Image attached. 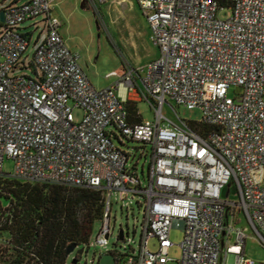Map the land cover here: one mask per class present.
<instances>
[{
    "label": "built area",
    "instance_id": "2783aa9c",
    "mask_svg": "<svg viewBox=\"0 0 264 264\" xmlns=\"http://www.w3.org/2000/svg\"><path fill=\"white\" fill-rule=\"evenodd\" d=\"M20 1L0 9V174L102 191L99 246L109 244L112 194L139 196L138 252H117L116 264H168L174 228L184 232L177 264H222L230 256L255 264L238 214L264 246V0H139L159 56L115 72L117 84L102 89L67 46L52 13L56 0ZM226 7L232 16L219 18ZM37 17L42 30L27 60L31 38L22 25ZM232 86L240 88L235 96ZM132 96L150 102L154 120H134L126 105ZM168 99L201 109L209 130L166 117ZM130 142L141 144L137 161L123 147ZM148 156V171L143 164L140 172ZM6 159L14 162L10 173Z\"/></svg>",
    "mask_w": 264,
    "mask_h": 264
},
{
    "label": "rangeland",
    "instance_id": "374dc122",
    "mask_svg": "<svg viewBox=\"0 0 264 264\" xmlns=\"http://www.w3.org/2000/svg\"><path fill=\"white\" fill-rule=\"evenodd\" d=\"M13 0H0V9L10 4ZM25 0H21L23 2ZM77 1L75 6L70 7V11H73L71 20L65 22L64 26H67L73 33L76 34L75 43L76 48L74 51L78 54V61L82 68L88 75L91 83L98 89L105 88L115 82L119 76L115 72L126 69L131 66L134 68H143L145 66L140 64V61H146L148 58L145 50L140 53L132 48L126 50H120L115 40H113L112 34L99 25L95 5L91 7H83V0ZM72 1V2H73ZM100 2L99 0H97ZM231 8L220 9L218 16L221 19H228L232 16ZM41 18H33L26 21L22 27L25 32L28 33L31 38L30 46L27 49L25 55H28L27 60L32 59V55L37 45V38L41 33L42 27L36 28L34 23ZM31 32V34H30ZM112 32V31H111ZM33 33V35H32ZM114 33V32H113ZM148 52H155L158 49L157 44L153 41L149 42L147 47ZM117 70V71H116ZM21 70H18L20 72ZM23 72L33 74L31 68H26ZM141 75L144 72H140ZM138 81L142 85V80L138 76ZM240 88L232 86L229 89V95L235 96L236 92H239ZM138 110L144 120H154L155 112L148 100H142L138 102ZM163 112L172 121L180 122V118L190 121L192 124L201 122L203 118L202 110L199 108H189L185 105H178L173 100L168 99L163 107ZM74 118L79 121L82 117V111L77 108L74 110ZM116 144L120 145V142L116 139ZM129 146V147H128ZM141 144L137 142H130L124 145L125 149H129L133 154L136 153L137 158L140 157ZM150 152L151 148H146ZM150 156L140 158V172L142 165H145V173L148 171ZM14 162L12 159H6L4 164V172L10 173L13 170ZM142 178L143 175H141ZM230 198L236 200L238 196L234 193L230 195ZM141 198L139 196L134 197L131 193L126 197H122L121 194L116 191L112 194V209L110 219V237L109 244L107 246H99L95 244L96 237L99 233L101 221L97 222L94 226L93 233L90 238V246H78L73 253L68 257L67 264H116L115 253L120 252L122 254L136 255L140 246L142 237V227L144 221V206L139 204L138 201ZM3 205L8 203L6 198H2ZM238 217L241 219L239 225L247 227L248 238L246 242L245 252L246 257L250 258L255 264H264V246L256 237V233L251 224L247 221L244 213H239ZM121 229L125 231V239L120 240L119 234ZM184 237V232L180 228H174L171 232V240L174 243L169 250V257L172 259L168 264H177L178 259L181 258L182 248L180 243ZM158 242L156 238H152L149 241V247L152 250H156ZM85 248L83 254H78L77 250ZM127 255L124 256V259ZM77 259V262H74ZM122 263V262H121ZM222 264H234L233 260L228 257L222 261Z\"/></svg>",
    "mask_w": 264,
    "mask_h": 264
},
{
    "label": "trees",
    "instance_id": "16d2710c",
    "mask_svg": "<svg viewBox=\"0 0 264 264\" xmlns=\"http://www.w3.org/2000/svg\"><path fill=\"white\" fill-rule=\"evenodd\" d=\"M126 105L140 121L137 102ZM192 125L200 133L209 130L201 122ZM103 211L100 190L0 174V264H67L69 246L90 244Z\"/></svg>",
    "mask_w": 264,
    "mask_h": 264
},
{
    "label": "crops",
    "instance_id": "0c3cea01",
    "mask_svg": "<svg viewBox=\"0 0 264 264\" xmlns=\"http://www.w3.org/2000/svg\"><path fill=\"white\" fill-rule=\"evenodd\" d=\"M73 0H56L52 7V13L61 20L60 32L67 44V46L75 53L76 48L75 38L76 34L67 28L65 22L71 20L73 11H70V7L75 6L77 1ZM83 0V7H91L95 5L96 15L99 25L112 34L113 40H115L118 47L122 50L132 48L140 53L145 50L147 52L146 61H140V64L145 66L150 61L156 59L159 56V47L153 52H148V45L152 39V28L144 15L139 0ZM112 31V32H111ZM114 32V33H113ZM78 55V54H77ZM123 68L117 73H122ZM119 78L110 85L117 84ZM109 85V86H110ZM120 91L124 93L125 89L121 86ZM133 97V96H132ZM133 102H140L138 97H133ZM140 113V112H139ZM141 118L143 119L142 115ZM232 260V257H229Z\"/></svg>",
    "mask_w": 264,
    "mask_h": 264
},
{
    "label": "water",
    "instance_id": "95a60500",
    "mask_svg": "<svg viewBox=\"0 0 264 264\" xmlns=\"http://www.w3.org/2000/svg\"><path fill=\"white\" fill-rule=\"evenodd\" d=\"M1 18H2V20L4 19V14H3V13L1 14ZM121 234H122V236H123V230H121ZM76 248H77V245H76V244H72L71 246H69V248H68V254L73 253V252L75 251ZM84 249H85V248H80V249H78V250H77V253L80 254V255L83 254ZM74 262H77V259H74Z\"/></svg>",
    "mask_w": 264,
    "mask_h": 264
}]
</instances>
